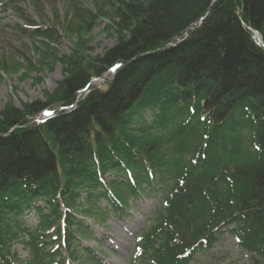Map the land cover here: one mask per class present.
I'll list each match as a JSON object with an SVG mask.
<instances>
[{
  "label": "trees",
  "instance_id": "obj_1",
  "mask_svg": "<svg viewBox=\"0 0 264 264\" xmlns=\"http://www.w3.org/2000/svg\"><path fill=\"white\" fill-rule=\"evenodd\" d=\"M32 1L40 46L0 45V79L56 62L63 75L44 99L0 109V264H66L63 249L101 264L81 244L84 218L105 222L152 191L161 205L135 240L148 264H189L225 227L264 261V47L249 29L264 43V0ZM99 20L116 40L92 55Z\"/></svg>",
  "mask_w": 264,
  "mask_h": 264
},
{
  "label": "rangeland",
  "instance_id": "obj_2",
  "mask_svg": "<svg viewBox=\"0 0 264 264\" xmlns=\"http://www.w3.org/2000/svg\"><path fill=\"white\" fill-rule=\"evenodd\" d=\"M78 1L87 2L84 0ZM65 5L66 0H59L58 9L63 12ZM35 10L36 7L32 0H18L12 6H7L5 9L0 8V45L14 41L19 43L18 39H20L30 47L40 46V39L33 36L36 27L28 22L30 20L39 23V17ZM45 12L48 16H51L47 6ZM110 23L109 20H99L93 27L89 43L92 55L103 53L104 50L115 43L114 30L106 28V25ZM75 40V37H72L71 40L64 38L54 46L59 53L69 54L74 49L72 42ZM32 55L37 61L38 54L34 52ZM62 71L60 62H56L52 68L45 66L40 73L32 72L30 76L26 77H23L22 73L11 76L4 74L0 79V109L9 100L21 107V103L25 101L44 99V91H52L56 87L57 82L63 75ZM98 80L100 81V79H97L93 82L98 83L97 85L100 86L102 83H99ZM51 113V111L47 112L48 115ZM147 119H151V116H147ZM112 178H114L112 175L106 177L107 180ZM158 187L159 185H155V189H158ZM160 193L152 191L148 196L140 195L131 199L129 206L123 208L122 211L113 210L109 212L105 222H96L91 217H85L84 221L92 231V238L83 240L82 246L95 251L101 259V264H146L148 260H144L143 255L139 254L140 249L135 247V239L150 224V219L161 204ZM102 205H106L105 202H102ZM24 219L27 227H33L38 216L32 210L31 213H27ZM12 249L21 259L27 256L28 252L20 242H14ZM63 254L66 255V251H63ZM190 264L264 263L258 255L239 247L236 238L225 228L213 248L198 252Z\"/></svg>",
  "mask_w": 264,
  "mask_h": 264
},
{
  "label": "water",
  "instance_id": "obj_3",
  "mask_svg": "<svg viewBox=\"0 0 264 264\" xmlns=\"http://www.w3.org/2000/svg\"><path fill=\"white\" fill-rule=\"evenodd\" d=\"M257 38H259V37H257ZM119 66H121V64H118V65H116V66L113 68V73L115 72V70H116L117 67H119Z\"/></svg>",
  "mask_w": 264,
  "mask_h": 264
}]
</instances>
